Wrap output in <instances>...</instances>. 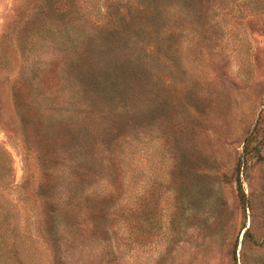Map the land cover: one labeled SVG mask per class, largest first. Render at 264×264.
I'll return each instance as SVG.
<instances>
[{
  "label": "rangeland",
  "instance_id": "374dc122",
  "mask_svg": "<svg viewBox=\"0 0 264 264\" xmlns=\"http://www.w3.org/2000/svg\"><path fill=\"white\" fill-rule=\"evenodd\" d=\"M0 264H264V0H0Z\"/></svg>",
  "mask_w": 264,
  "mask_h": 264
}]
</instances>
